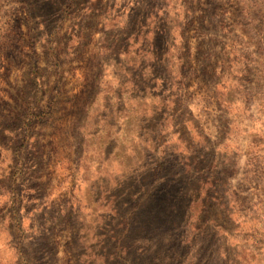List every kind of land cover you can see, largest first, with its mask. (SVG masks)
I'll use <instances>...</instances> for the list:
<instances>
[{
	"label": "rangeland",
	"instance_id": "obj_1",
	"mask_svg": "<svg viewBox=\"0 0 264 264\" xmlns=\"http://www.w3.org/2000/svg\"><path fill=\"white\" fill-rule=\"evenodd\" d=\"M0 264H264V3L0 0Z\"/></svg>",
	"mask_w": 264,
	"mask_h": 264
},
{
	"label": "clouds",
	"instance_id": "obj_2",
	"mask_svg": "<svg viewBox=\"0 0 264 264\" xmlns=\"http://www.w3.org/2000/svg\"><path fill=\"white\" fill-rule=\"evenodd\" d=\"M262 3H264V0H261Z\"/></svg>",
	"mask_w": 264,
	"mask_h": 264
}]
</instances>
